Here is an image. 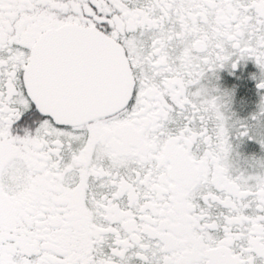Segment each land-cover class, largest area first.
Returning a JSON list of instances; mask_svg holds the SVG:
<instances>
[{
	"label": "snow or ice",
	"instance_id": "1",
	"mask_svg": "<svg viewBox=\"0 0 264 264\" xmlns=\"http://www.w3.org/2000/svg\"><path fill=\"white\" fill-rule=\"evenodd\" d=\"M248 60L264 0H0V264H264V127L212 85Z\"/></svg>",
	"mask_w": 264,
	"mask_h": 264
},
{
	"label": "flooded vegetation",
	"instance_id": "2",
	"mask_svg": "<svg viewBox=\"0 0 264 264\" xmlns=\"http://www.w3.org/2000/svg\"><path fill=\"white\" fill-rule=\"evenodd\" d=\"M218 75L219 79L215 77L212 79L213 87L219 86L221 91H228L231 95L227 96L220 92L214 95V99L219 100L227 114H235L230 123L235 125L236 119L240 118L248 120L253 130L257 126L264 127V115L261 114L264 109L259 107L264 90L257 87L261 70L255 62L242 61L237 70L228 67L220 70ZM253 113L256 114L255 119L250 118ZM258 139H264V137H258ZM258 139L234 136L229 162L243 167H247V163L253 161L264 164V146Z\"/></svg>",
	"mask_w": 264,
	"mask_h": 264
}]
</instances>
